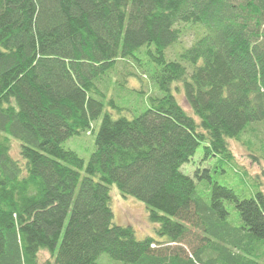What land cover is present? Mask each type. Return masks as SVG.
<instances>
[{"label": "trees", "instance_id": "obj_1", "mask_svg": "<svg viewBox=\"0 0 264 264\" xmlns=\"http://www.w3.org/2000/svg\"><path fill=\"white\" fill-rule=\"evenodd\" d=\"M178 25L203 30L194 27V42L166 60L182 38ZM129 76L151 83L143 104L128 98L138 92ZM100 118L85 164L63 143L91 136ZM260 122L264 0H0V264H97L102 255L264 264V194L239 197L213 183L200 196L181 172L202 146V161L218 157L225 173L227 140ZM110 186L145 205L160 240L113 223ZM42 252L50 260L41 263Z\"/></svg>", "mask_w": 264, "mask_h": 264}, {"label": "rangeland", "instance_id": "obj_2", "mask_svg": "<svg viewBox=\"0 0 264 264\" xmlns=\"http://www.w3.org/2000/svg\"><path fill=\"white\" fill-rule=\"evenodd\" d=\"M194 27L200 26L194 25ZM194 27L186 25L177 26V28L183 33L182 38L165 51L164 54L166 60H169L168 52L170 49L175 51V54H177L178 58L179 54H181L185 49L184 47H189L194 42L198 34H200V30H197V28ZM200 29L203 30L202 27H200ZM142 51L144 54L139 56V59L141 62H145L148 58L146 56L147 54H145L147 48H144ZM171 56L172 58L175 57V55ZM121 66L122 65H118V73L115 75V78L117 79L122 77V72L124 71L123 67L121 68ZM119 68H121V70ZM129 71H133V69H129ZM125 79L128 90H138V92L128 94L129 99L132 98L134 103L137 102L136 105L143 104V101L146 100L148 95L154 91L151 83H149L144 76H142V83H139L136 78L131 76L125 77ZM172 93L183 110L193 117V114L185 103L182 91H173ZM104 112H110L113 115V119H117L119 117L118 112L115 110L105 108ZM125 115L127 117H131L129 114ZM100 123L101 118L94 122V129L91 136L82 134L77 137H72L63 143V147L76 152L86 164L90 154L94 150L95 135L99 130ZM261 125L264 128V124L261 122L250 124L248 128L250 126L252 127L250 128L249 133H244L242 138L239 140H227L228 148L232 155V163L231 166H229L230 168H225L224 164L221 165L222 169H226L225 173L220 171L219 166L221 162H219L220 159L218 157L203 162L202 146L197 149L191 161L188 164L182 166L181 172L193 179L196 184V192L198 195H207L212 189L213 183H217L221 186H228L239 197H242L245 194H252L253 190H256V188H258L264 194V129L261 127ZM17 145V142L13 144V150L11 151L13 157H16L17 155ZM197 169L200 171L196 174ZM204 169L207 170L206 176L209 179L206 178L198 180L196 176L202 175ZM231 169L235 172H231ZM79 173L81 176H84V170H80ZM109 196L110 207L113 212V223L115 225L131 227L135 232L137 240H143L147 237L153 238L155 240L161 239L156 234L157 226L149 222L147 217V209L143 203L134 198H123L115 186L109 187ZM224 207L229 213L228 222L233 226H238L240 223L234 205L228 201H224ZM39 259V261L42 263L50 260V256L46 252H42L39 255ZM97 264L122 263L113 261L106 255H102Z\"/></svg>", "mask_w": 264, "mask_h": 264}]
</instances>
